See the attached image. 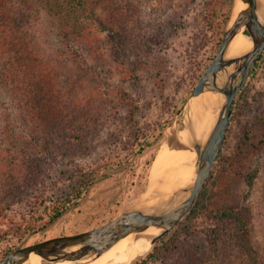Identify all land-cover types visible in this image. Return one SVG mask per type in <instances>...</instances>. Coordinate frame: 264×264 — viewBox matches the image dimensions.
Masks as SVG:
<instances>
[{
  "label": "rangeland",
  "instance_id": "rangeland-1",
  "mask_svg": "<svg viewBox=\"0 0 264 264\" xmlns=\"http://www.w3.org/2000/svg\"><path fill=\"white\" fill-rule=\"evenodd\" d=\"M85 1L107 28L86 46L67 44L49 9L38 6L28 33L35 58L27 59L25 75L33 92L43 87L39 99L31 96L42 99L33 111L0 84V259L103 226L131 208L163 207L180 190L166 192V179L157 181L173 179L180 168L151 170L164 143L189 148L181 142L183 109L219 50L234 0ZM111 35L123 39L119 58ZM159 35L157 47L151 38ZM123 93L137 108L133 119ZM263 119L264 53L234 101L225 144L193 208L133 264L154 253L147 264H187L193 257L248 264L236 224L221 219L237 205L251 211V242L264 264V146L257 144ZM11 155L21 159L10 163ZM19 166L24 170L14 171ZM79 171L94 179L82 189ZM63 206L42 229L51 208Z\"/></svg>",
  "mask_w": 264,
  "mask_h": 264
},
{
  "label": "water",
  "instance_id": "water-1",
  "mask_svg": "<svg viewBox=\"0 0 264 264\" xmlns=\"http://www.w3.org/2000/svg\"><path fill=\"white\" fill-rule=\"evenodd\" d=\"M240 4L244 8L236 13ZM258 10V0H234L219 50L184 106L188 147L197 154L196 179L191 186L174 192L163 207L128 209L114 220L92 230L19 248L1 258L0 264H31L33 255L39 256L45 264L95 260L131 233L156 229L158 233L151 240V245H154L173 230L193 208L209 180L226 141L234 101L264 53V22L260 20ZM242 29L251 37L253 47L245 54L229 57L231 42ZM222 73L225 79L219 83L218 77ZM208 91L222 94L224 101L213 128L201 139L197 135L191 103L194 98Z\"/></svg>",
  "mask_w": 264,
  "mask_h": 264
},
{
  "label": "trees",
  "instance_id": "trees-1",
  "mask_svg": "<svg viewBox=\"0 0 264 264\" xmlns=\"http://www.w3.org/2000/svg\"><path fill=\"white\" fill-rule=\"evenodd\" d=\"M41 3L49 9L54 21L61 26L63 30L62 39L66 40L67 44L72 41L79 45L86 46L88 43L90 44V37L93 36L96 30L101 31V33L107 30L106 25L96 17V14L88 7L85 0H0V84L16 95L19 102L22 103L26 100L24 107L31 111L34 110L35 101L40 103L39 101L42 100L38 99L43 87L38 84L39 91L36 89L33 92L32 87L28 85L25 78L26 70L28 71L27 68L29 67L27 59L35 58L31 49V41L28 37V33L33 25L32 19L37 13L38 6ZM227 18L228 15L226 13L225 20ZM108 39L111 43L115 42L117 45V51L113 52L112 56H114V58H119V54L121 53L120 50L123 51V39L117 41L114 35L109 36ZM151 40L154 46L158 47L162 44L160 35L156 38H151ZM220 43L219 41L218 47ZM152 50L153 46H147L145 48V53H151ZM31 96H34V98L37 97L38 99L36 100ZM121 98L129 109V118L133 119L134 113L137 111L136 106L126 93H123ZM260 129L263 131V138L260 139L257 144H261L263 147L264 119L262 120ZM68 139L69 141L73 140L70 136ZM10 157L12 158V160L9 159L10 163L12 161L16 163L18 159H21L14 155ZM25 160L27 159L22 161ZM9 161L5 163L6 167L9 166ZM18 170L22 171L24 169L22 166H19L18 169L15 168L14 171L18 172ZM78 174L81 177V183L84 184L81 189L85 188L94 180L82 171H79ZM31 179L36 181V184L40 180L39 176H34ZM79 191L80 192H78L75 198L76 201L82 196L81 194L84 190ZM52 209L53 211L51 212L52 215H50L49 222H47L42 229H45L51 222L58 219L67 209V206L61 208L53 207L51 210ZM222 218H229L236 224L237 240L240 245L239 253L242 255L243 259L246 258L248 264H259V257L255 248L252 246L249 231L251 211L243 205H237L224 211L221 214V219ZM14 250L7 251L4 256L10 254ZM196 252L197 250H195V253ZM155 257H157L156 253L149 254L140 264L152 263L155 261ZM206 261L207 260L204 258L193 257V260L190 259V262L187 264H205Z\"/></svg>",
  "mask_w": 264,
  "mask_h": 264
},
{
  "label": "bare ground",
  "instance_id": "bare-ground-1",
  "mask_svg": "<svg viewBox=\"0 0 264 264\" xmlns=\"http://www.w3.org/2000/svg\"><path fill=\"white\" fill-rule=\"evenodd\" d=\"M258 5L259 18L262 22H264V0H258ZM243 8L244 5L240 4V6L236 10V13H238ZM252 47L253 41L251 37L246 34L245 29H242L241 32H239L231 42L228 56H240L250 51ZM224 79L225 74H220L218 77L219 83H222ZM196 99L197 100L193 101V104H191V110L193 112V119L195 121L197 135L199 136V138L204 139L211 131L217 120L219 110L224 101V96L219 93L208 91L203 93V95L199 96V98L197 97ZM172 137L173 136H171V138ZM181 142L184 146H189L186 130L181 133ZM179 149L171 148L166 143H164L160 148V153L157 156L151 170V173L153 175L166 168H180L175 173V177L173 179H169L172 174L161 176L157 179V181L163 178L166 179V181H164L165 184L161 186V189L166 192H173L178 189L187 188L191 186L196 179V152L192 151L189 148L183 149L180 152ZM154 185H156V182L152 184V187ZM178 201L179 200L177 199L176 202ZM157 233L158 231L152 228L141 233H131L121 239L111 249L106 251L103 255L95 260L84 262L65 261L57 264H133L149 246L151 247V240ZM150 247L146 252L150 250ZM31 264L45 263H43L39 256L33 255V257L31 258Z\"/></svg>",
  "mask_w": 264,
  "mask_h": 264
}]
</instances>
